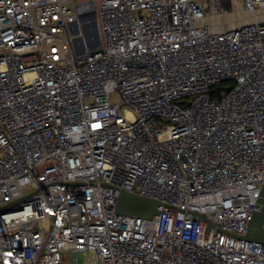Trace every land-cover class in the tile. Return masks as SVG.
<instances>
[{"label": "built area", "instance_id": "2783aa9c", "mask_svg": "<svg viewBox=\"0 0 264 264\" xmlns=\"http://www.w3.org/2000/svg\"><path fill=\"white\" fill-rule=\"evenodd\" d=\"M81 5L0 0V264H264V0Z\"/></svg>", "mask_w": 264, "mask_h": 264}, {"label": "water", "instance_id": "95a60500", "mask_svg": "<svg viewBox=\"0 0 264 264\" xmlns=\"http://www.w3.org/2000/svg\"><path fill=\"white\" fill-rule=\"evenodd\" d=\"M96 18V15L93 16ZM95 32L99 35V27L95 20L93 23ZM95 50L93 53L99 52ZM15 203H10L1 207L0 210L6 209ZM159 202L141 196L129 191H122L117 202L116 211L120 214L137 215L144 218H152L154 214L158 213ZM245 239L254 241H264V185L261 189V195L258 201V205L249 222L248 230Z\"/></svg>", "mask_w": 264, "mask_h": 264}, {"label": "rangeland", "instance_id": "374dc122", "mask_svg": "<svg viewBox=\"0 0 264 264\" xmlns=\"http://www.w3.org/2000/svg\"><path fill=\"white\" fill-rule=\"evenodd\" d=\"M99 0H80L81 2V8H80V12H81V17L86 19L88 18V24L86 25V27L83 28L84 34L91 36V40L94 42L97 40H99V35H97V33L95 32L93 23L95 22V19L93 18V16L96 13L97 10V3ZM88 30V31H87ZM95 254L93 252H86V253H79L77 254V259L79 260V262L81 264H86L88 261V258H91L90 260L92 261L93 264H96L95 259H93L92 257Z\"/></svg>", "mask_w": 264, "mask_h": 264}, {"label": "trees", "instance_id": "16d2710c", "mask_svg": "<svg viewBox=\"0 0 264 264\" xmlns=\"http://www.w3.org/2000/svg\"><path fill=\"white\" fill-rule=\"evenodd\" d=\"M225 86H226V84H222V85L215 87V89L213 90V95L217 96L219 94L220 90L226 88Z\"/></svg>", "mask_w": 264, "mask_h": 264}, {"label": "bare ground", "instance_id": "6f19581e", "mask_svg": "<svg viewBox=\"0 0 264 264\" xmlns=\"http://www.w3.org/2000/svg\"><path fill=\"white\" fill-rule=\"evenodd\" d=\"M86 27V26H85ZM88 31V30H87ZM86 36V35H85ZM91 36H89V35H87V37H85V38H88V42H93L92 40H91V38H90ZM78 43H81V40H79V42ZM77 43V44H78Z\"/></svg>", "mask_w": 264, "mask_h": 264}]
</instances>
